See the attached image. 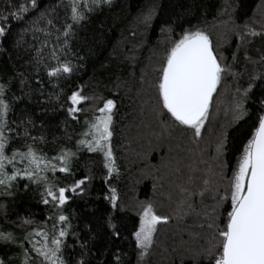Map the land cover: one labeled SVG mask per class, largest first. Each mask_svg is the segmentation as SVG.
Listing matches in <instances>:
<instances>
[{"label":"snow or ice","instance_id":"1","mask_svg":"<svg viewBox=\"0 0 264 264\" xmlns=\"http://www.w3.org/2000/svg\"><path fill=\"white\" fill-rule=\"evenodd\" d=\"M112 4L113 0H56L55 3L50 0H13L5 12L0 13V54H7L10 62L15 61L13 66L16 69V74L10 78L0 76V197H14L20 189V181L26 180L24 191L29 189V185L41 189L40 203L51 210L44 221L35 220L31 214L11 221L22 235L0 224V244L20 250L14 257L0 256V264H90L88 243L81 242L70 215L65 213L69 201L86 194L95 178L90 167L87 174L76 178L74 161L79 159L82 150L101 157V168L105 171L101 180L107 185L102 198L109 205L105 224L113 238H121L114 221L117 213L126 209L117 188L110 184L113 175L120 174L113 147L117 101L95 93L88 94L86 85H76L67 95L66 103H60V109L76 123L80 122L81 114L91 112L92 115L91 118L85 115L82 130L76 134L75 151L71 146L61 144L55 155H49L40 145L55 144L59 138L54 136L49 141L43 132L33 136L31 130L36 128V124L26 109L21 110L24 118L18 122L10 119L14 106L26 99L31 101L34 91L44 95L45 80L41 72L47 83L59 90L48 93L47 101L38 103L60 102L65 95L61 82L72 78L83 67L77 61L84 58L78 50H73V44L87 42V36L82 37L80 31L93 15L102 11L105 5L111 7ZM238 7L237 0H223L218 13L227 16L222 23L228 26L227 34L237 40L231 62L220 51V41L213 43L206 27L199 24L184 27L171 21L160 28L170 44L158 69L156 83L150 85L157 93L154 112L161 121H171L176 126H183L185 131L190 130L193 143L198 144L203 139L213 96L227 77L235 83L238 97L232 108V123L239 124L246 117L253 119V109L248 104L256 95L254 89L261 92L252 101L253 105H259L255 109L254 131L243 145L230 176L225 174L228 169L224 160L228 143L226 128L222 126L215 138L213 160L217 163L214 169L209 168V172L216 179H205L198 193L201 198L209 194L214 201L211 210L205 206L203 213L209 234L205 244L191 252L187 261L181 256L180 264H264V0L256 5L251 16L245 15L240 19L235 15ZM184 11L195 18L192 5ZM156 16L157 7L153 5L142 10L137 20L148 28ZM12 20L24 26L15 33L12 51L9 52L4 43L11 32ZM186 22L190 24V20ZM176 27L181 28L178 38H175ZM135 35L133 32L132 36ZM250 46L257 53L256 58L249 55ZM242 49L245 63L238 69V54ZM126 59L134 68L135 55L130 54ZM245 76L246 86H243L240 80ZM17 79L21 86L20 95L12 92V83ZM140 82L142 85L145 83L143 70ZM33 84L38 87L33 88ZM62 123L65 124V137L70 141L72 137L68 135L67 123ZM40 127L43 128V124ZM17 140L23 143L17 145ZM57 173H63L71 181H61ZM182 191L191 197L197 195L186 188ZM200 203L203 204V199ZM187 207L194 210L192 203H187ZM4 208L6 206L0 204V209ZM4 216L8 222L6 211ZM139 217V227L132 233L138 249V262L152 249L157 225L170 219L169 216L158 215L151 201L139 203ZM69 236L76 237L80 245L78 258L65 255L67 249L74 247L67 243ZM111 255L112 264H124L122 255L126 254L119 249Z\"/></svg>","mask_w":264,"mask_h":264},{"label":"trees","instance_id":"2","mask_svg":"<svg viewBox=\"0 0 264 264\" xmlns=\"http://www.w3.org/2000/svg\"><path fill=\"white\" fill-rule=\"evenodd\" d=\"M12 2L13 0H0V13H4ZM50 2L55 3L56 0ZM237 2L239 7L235 15L240 19L245 15L251 16L261 0ZM222 4L223 0H113L111 7L105 5L80 31L82 37L87 36V42L73 44V50H78L79 55L84 58L77 61L83 67L72 78L61 82L60 87L65 89V95L61 97L60 102L52 100L38 103L47 101L48 93L59 90L53 89L41 72V77L45 80L44 95L40 96L34 91L31 101L26 99L17 103L14 111L10 113V119L18 122L24 118L21 110L26 109L36 124V128L31 130L33 136L43 132L49 141H52L54 136L58 137L59 140L55 144L40 145L49 155H55L59 145H73L77 139L76 134L82 129L85 115H92L91 112L81 114L80 122L76 123L60 109V103H66L67 95H70L76 85H86L85 92L88 94L95 93L117 101L113 147L120 174H114L110 184L117 188L126 209L117 213L114 221L118 225L117 230L120 231L121 238H113L105 224V213L109 205L102 198L106 194L107 185L101 180L105 171L101 168L100 155L88 153L86 150L79 153V159L74 161L76 178L87 174L89 167L95 178L86 194L73 197L65 206V213L70 215L74 231L79 234L81 242L88 243L90 264H112L111 253L117 249L126 254L122 255L124 264H180L181 256L187 261L191 252L205 244L209 231L203 213L205 206H208V211L211 210L214 201L209 194L201 198L198 193L203 188L205 179H216L209 172V168L214 169L217 163L213 160L215 138L222 126L226 128L228 143L224 160L227 161L228 169L225 174L230 176L243 145L254 131L255 109L259 105H253L252 101L261 94L260 89H254L256 95L248 104V107L253 109V119L246 117L239 124L232 123V108L238 97L235 93V83L231 77H227L213 96L210 119L206 124L203 139L197 144L191 141L190 130L185 131L183 126L157 118L154 112L157 93L150 85L156 83L158 69L170 44L160 32L166 22L176 21L177 25L182 24L184 27L195 24L206 27L213 43L220 41V51H223L229 58L228 62H231V53L235 50L237 40L227 34L228 26L222 23L227 20V16L218 14ZM153 5L157 7V16L152 25L145 28L138 22L137 17L142 10ZM190 5L195 18L184 11ZM189 20L190 24L186 22ZM10 23L12 29L4 43L9 52L12 51L11 44L15 33L24 26L14 20ZM175 31V38H178L181 28L176 27ZM133 32L136 33L135 36H132ZM256 44L258 46L259 41ZM248 52L254 58L257 57L253 46L249 47ZM130 54L136 57L134 68L126 59ZM238 60L236 67L240 69L245 63L243 49L238 54ZM14 64L15 61L10 62L7 54H0V76L5 79L14 76ZM19 70L24 71L23 68ZM142 70L145 72L143 85L140 82ZM246 79V76L241 78V85L246 86ZM20 87L19 80H14L12 92L20 95ZM36 87L38 86L33 84V88ZM65 121L68 135L72 137L70 141L65 137V124L62 123ZM41 124L43 128L40 127ZM15 143L19 145L23 141L17 140ZM57 176L61 181H71V178L65 177L63 173H58ZM25 183L28 182L20 181V189L14 197H0V204L6 206L0 209V224H3L5 229L17 231L18 235H22V232L11 224L18 216L31 214L35 220L44 221L51 214L48 206L40 203L41 189L29 185V189L24 191ZM185 188L197 195L189 196L182 191ZM201 199L203 204L200 203ZM143 201H151L158 215H166L170 219L167 223L157 225L152 249L138 262V249L132 233L139 227V203ZM187 203H192L194 210H190ZM225 208L230 210L227 205ZM5 211L8 222H5ZM202 224L205 225L204 228L200 227ZM67 243L74 247L66 250V257L78 258L81 248L76 237L69 236ZM4 251L6 254L3 256L14 257L20 250L6 245Z\"/></svg>","mask_w":264,"mask_h":264},{"label":"rangeland","instance_id":"3","mask_svg":"<svg viewBox=\"0 0 264 264\" xmlns=\"http://www.w3.org/2000/svg\"><path fill=\"white\" fill-rule=\"evenodd\" d=\"M91 118V117H89ZM82 130V129H81ZM76 141V140H75ZM71 147H74L75 148V142L73 143V145ZM74 148H73V151H74ZM58 174V173H57ZM6 245H3V244H0V256H3L5 255V251H4V248H5ZM15 247V246H14ZM8 257V256H7Z\"/></svg>","mask_w":264,"mask_h":264}]
</instances>
